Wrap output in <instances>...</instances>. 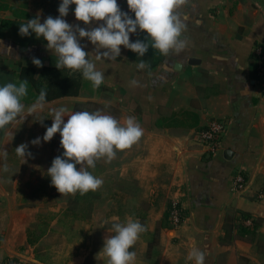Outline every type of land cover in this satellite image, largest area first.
Here are the masks:
<instances>
[{
	"label": "crops",
	"instance_id": "1",
	"mask_svg": "<svg viewBox=\"0 0 264 264\" xmlns=\"http://www.w3.org/2000/svg\"><path fill=\"white\" fill-rule=\"evenodd\" d=\"M60 3L0 0V86L21 81L20 65L35 69V78L44 67L56 68L57 57L47 49V42L35 33L22 37L19 27L38 14L41 23L48 16L58 17ZM117 3L135 19L127 0ZM74 10L75 5H70L66 21L87 28L75 19ZM181 16L186 48L180 53L162 55L149 40L143 57L123 46L115 60L92 55L105 73L99 89L94 90L81 72L64 69L80 78L77 97L47 102L42 111L9 126L10 132L0 130V147L8 151L6 160L0 157V259L18 256L38 264H107L101 252L105 237L111 235L113 223L131 217L147 228L130 249L137 254L136 264H195L189 259L194 248L206 252L205 264H264V82L256 75L250 54L254 43L264 45V0H188ZM138 39L147 42V34L138 29L130 42ZM80 43L86 52L95 53L86 38ZM33 58L43 67H36ZM141 60L149 67L139 69ZM132 80L138 84L131 85ZM34 102L28 91L25 114ZM87 102L99 104L102 112L121 122L135 117L143 136L131 148L117 152L111 162H96L107 171L103 185L91 196L76 193L82 202L91 200L89 209L83 205L77 215H70L64 199L71 194L61 195L51 178L47 181L51 199L56 194L60 203L24 205L27 185L48 175L53 159L62 156L61 148L43 141L42 129L34 128L33 121L44 112L45 119L51 120L52 108L66 106L75 112L76 104ZM213 119L225 120L227 132L219 151L208 159L193 135ZM29 132H36L35 137ZM39 136L41 143L33 145L31 141ZM22 143L31 153L25 160L15 152ZM237 171L245 185L234 193L232 179ZM173 202L184 211L178 227L168 220ZM243 215L251 222L246 226L256 224L255 235L248 239L239 238L234 228L242 224ZM227 216L233 222H225ZM159 225L158 240L147 256ZM258 240L263 242L260 249Z\"/></svg>",
	"mask_w": 264,
	"mask_h": 264
},
{
	"label": "clouds",
	"instance_id": "2",
	"mask_svg": "<svg viewBox=\"0 0 264 264\" xmlns=\"http://www.w3.org/2000/svg\"><path fill=\"white\" fill-rule=\"evenodd\" d=\"M188 0H127L128 9L135 19L123 12L117 0H61L58 7L59 16H48L41 23L40 15L20 24L19 34L22 37L35 33L36 37L47 42V49L57 57V69H68L81 72L82 77L90 81L94 90L99 89L105 81V73L100 71L90 58L115 60L120 57L121 46L143 57L151 48L162 55L170 52L180 53L186 48V41L181 38L186 24L181 16L182 6ZM70 5H75V19L87 28L68 23L65 17L69 14ZM98 24L92 27V24ZM147 34V42L136 40L130 42V36L137 30ZM87 39L95 46V53H88L80 41ZM10 50V49H9ZM103 50V51H102ZM36 67H43L38 58H33ZM139 69L149 67L143 60L137 65ZM131 85L138 82L132 80ZM27 80L18 83L8 82L0 86V130L10 132L14 126L46 106L47 91L41 89L34 103L27 106L23 103L28 95ZM52 124L46 129L44 142H49L59 133L63 155L53 159L47 174L51 184L62 194L85 195L97 191L103 180L89 169H95L96 162L104 159L111 162L117 152L131 148L143 136L144 131L136 118L128 116L123 122L101 110L70 112L66 106L52 108ZM67 117V122H65ZM40 120L39 122H43ZM39 145L41 138L31 141ZM27 144H20L15 152L25 160L31 156ZM8 151L0 147V157L5 160ZM79 166V167H78ZM3 170L8 171L7 164ZM147 231L139 220L131 217L125 222L112 224L111 235L106 236L101 252L107 257V264H136L137 254L130 251ZM100 252V253H101ZM206 252L194 248L189 259L195 264H205Z\"/></svg>",
	"mask_w": 264,
	"mask_h": 264
},
{
	"label": "trees",
	"instance_id": "3",
	"mask_svg": "<svg viewBox=\"0 0 264 264\" xmlns=\"http://www.w3.org/2000/svg\"><path fill=\"white\" fill-rule=\"evenodd\" d=\"M258 45H262V44L254 43L252 45L250 52L251 56L253 49ZM20 66L21 67H20V72L18 74V78L20 80H27L29 82L28 91L31 95V99L36 100L41 89H45L47 91V98H46L47 102H51L53 100L65 98V97H77L79 95V91L81 89L80 78L74 74L66 73L64 69L59 70L53 67L51 68L44 67L42 69L40 77L35 78V69L29 66H23V65ZM31 91H34L35 93H31ZM98 109L102 110L101 106L99 104L91 103V102L76 104L74 108L75 111L86 110L90 112L96 111ZM211 157L212 156H208V159ZM241 219L242 221L248 220V217L243 215L241 216ZM231 220L233 222V219L227 216L225 222L231 223ZM141 223L143 224V221H141ZM252 224L253 227H248L242 224H239L236 227H234L238 231L239 234L238 237L248 239L249 237L254 236L256 224L253 221ZM159 231H160V225L157 226V229L153 235V241L148 245L147 256H150L151 249L158 240ZM262 243L263 242L261 240L257 241V245L259 249Z\"/></svg>",
	"mask_w": 264,
	"mask_h": 264
},
{
	"label": "built area",
	"instance_id": "4",
	"mask_svg": "<svg viewBox=\"0 0 264 264\" xmlns=\"http://www.w3.org/2000/svg\"><path fill=\"white\" fill-rule=\"evenodd\" d=\"M253 68L256 75L264 82V45H258L252 52ZM227 132L225 120L213 119L202 129L196 131L193 139L196 145L205 150L206 156H214L221 147V140ZM245 180L241 172L237 171L232 181V191L239 193L244 189ZM183 207L178 202L171 203L169 207L168 220L171 225L178 227L184 220ZM244 225H250V220L242 221ZM0 264H38L35 261L18 257L6 256L0 259Z\"/></svg>",
	"mask_w": 264,
	"mask_h": 264
},
{
	"label": "rangeland",
	"instance_id": "5",
	"mask_svg": "<svg viewBox=\"0 0 264 264\" xmlns=\"http://www.w3.org/2000/svg\"><path fill=\"white\" fill-rule=\"evenodd\" d=\"M70 103H72V102H69L68 104L71 105ZM107 110L111 113H114V111L112 109H107ZM45 117H46V115L44 112V114L41 116L40 119H36L35 121H33L34 128L38 127L40 129H42V132L40 133L42 135L45 134L46 129L48 127H50L52 124V120H46ZM40 120H44V121L41 123V122H39ZM65 122H67V120H65ZM35 133L36 132H31V134H30V132H29L26 134H28V135L30 134V136H32L31 138H33V137H35V136H33V135H35ZM57 134H59V133H57ZM57 134L52 138L51 141L59 149L60 148L62 149V147L60 146V136ZM39 137L42 138V136H39ZM61 149L58 151V153L63 155V150H61ZM42 157H43V159L46 158V152L42 153ZM89 171H92L95 176H97L101 179L106 178V175H107L106 169L101 168L100 165H98V164H96L95 169H89ZM49 179H50V177L48 175H44L42 177L37 178V180L39 182L43 181L42 183L38 182L35 184L27 185V187L23 191V195H25V199L23 201V204L29 205V204H33L34 202H41V203L47 204L48 202H51V201L60 203V200L57 199L56 194H54V196H52V199H51L52 191L47 187V184L49 183L47 181H49ZM88 193L90 194L88 196H91V193H93V192L90 191ZM49 197H50V199H49ZM82 201L83 200H78L77 194H74V195L71 194V198H69L68 200L64 199V202H66V204H67V211H69L70 215L72 213H75V215H77L76 213L79 211L80 208H83V205L85 206L86 209H89V206H91V202H90L91 200L87 199L86 202H82ZM56 206H58V205H56Z\"/></svg>",
	"mask_w": 264,
	"mask_h": 264
},
{
	"label": "water",
	"instance_id": "6",
	"mask_svg": "<svg viewBox=\"0 0 264 264\" xmlns=\"http://www.w3.org/2000/svg\"><path fill=\"white\" fill-rule=\"evenodd\" d=\"M192 62H193V60H190V61H189V63H192Z\"/></svg>",
	"mask_w": 264,
	"mask_h": 264
}]
</instances>
